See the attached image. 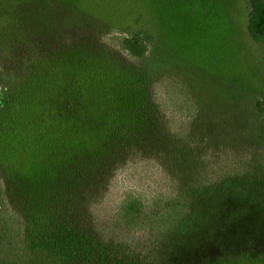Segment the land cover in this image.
Here are the masks:
<instances>
[{"label":"trees","instance_id":"obj_1","mask_svg":"<svg viewBox=\"0 0 264 264\" xmlns=\"http://www.w3.org/2000/svg\"><path fill=\"white\" fill-rule=\"evenodd\" d=\"M245 3L248 37L262 45L264 0ZM120 43L134 60L157 45L147 31ZM56 62L35 66L26 85L0 97V132L15 131L26 144L14 152L34 159L28 168L9 150L14 163L0 161V173L20 187L28 210L24 221L9 210L10 185L0 178V264H149L151 258H158L152 264H264L263 168L179 186L176 193L126 192L112 208L111 234L73 217V209L95 193L93 185L103 187L116 170L117 153L134 159L133 147L144 145L148 134L156 144L157 133H146L154 123L153 104L136 69L106 54L97 68L74 56ZM257 108L264 113V94ZM170 148L172 143L163 149L167 163L176 156Z\"/></svg>","mask_w":264,"mask_h":264},{"label":"rangeland","instance_id":"obj_2","mask_svg":"<svg viewBox=\"0 0 264 264\" xmlns=\"http://www.w3.org/2000/svg\"><path fill=\"white\" fill-rule=\"evenodd\" d=\"M247 12L245 0H0V97L26 85L35 66L50 68V61L74 56L97 68L104 54L136 69L150 89L154 123L146 133L156 132L157 143L148 134L144 145L133 147L134 159L117 153L116 170L103 187L93 185L95 193L83 197L73 217L111 234L112 208L126 192L176 193L179 186L264 169V113L257 108L264 94V44L248 37ZM137 31L149 32L158 45L143 60L120 46ZM100 65L106 70L104 61ZM162 135L167 139L158 140ZM18 137L0 132L3 163L13 164L14 151L25 148ZM169 143L176 156L167 163L163 149ZM152 152L159 159L150 158ZM16 154L33 166V158ZM0 178L10 185L9 210L24 221V193L3 173Z\"/></svg>","mask_w":264,"mask_h":264}]
</instances>
